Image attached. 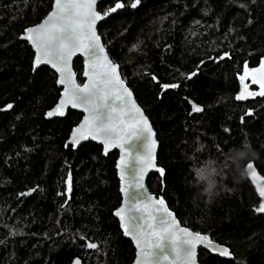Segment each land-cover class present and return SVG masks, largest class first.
Here are the masks:
<instances>
[{
    "label": "trees",
    "instance_id": "trees-1",
    "mask_svg": "<svg viewBox=\"0 0 264 264\" xmlns=\"http://www.w3.org/2000/svg\"><path fill=\"white\" fill-rule=\"evenodd\" d=\"M118 1L124 7L98 33L156 132L164 175L148 176L150 192L233 255L199 249L200 264H264V213L255 211L260 199L248 178H229V191L207 206L190 187L189 163L247 141L264 175V97L235 99L245 65L264 61V0H141L136 8L135 0H102L98 11ZM52 4L0 0V264H132L135 248L114 216L118 152L103 156L91 141L66 145L82 114L46 119L60 97L57 75L48 66L33 71L34 52L20 39ZM73 68L82 83L80 57ZM190 100L203 111L190 114Z\"/></svg>",
    "mask_w": 264,
    "mask_h": 264
},
{
    "label": "snow or ice",
    "instance_id": "snow-or-ice-1",
    "mask_svg": "<svg viewBox=\"0 0 264 264\" xmlns=\"http://www.w3.org/2000/svg\"><path fill=\"white\" fill-rule=\"evenodd\" d=\"M140 2L141 0H135L131 7L136 8ZM254 2L255 0H253ZM25 3H27V0H25ZM96 5L97 0H55L53 11L49 13L44 22L36 27L27 28L21 39L31 42L36 49L35 65L51 64L60 73L58 83L65 85V98L61 100L60 107L55 111V115H63L64 113L60 108L67 104H70L73 108L80 107L87 113L84 123L77 130L79 138L75 135L73 137V146L79 144L81 138L86 140L99 137L104 144L106 154L109 146L112 148L119 147L122 152L129 153L124 145L137 136L138 131L141 134H147L144 154L135 157L140 167L136 170L134 178L129 181V188H143L141 181L144 179L146 168L155 167V134L135 103H132L129 107L126 97H131V92L123 86V81L117 73V66L106 55L103 57L104 62L100 63V54L104 52V48L99 43L101 38L96 32L97 21L102 20L109 12H116L117 9L123 8L124 4L116 3L115 7L104 13V16L96 11ZM77 52L87 53L91 69L90 73H85L89 77V82L82 87L76 83V74L71 71V60ZM98 69H102V71ZM261 69H264V61L261 62L260 69H253L252 71L258 72ZM247 74L248 69L245 65V75L240 76L242 83ZM196 75V72L191 73L189 79ZM252 83L259 84L260 91L245 94L248 88V85L245 84L244 90L235 97L237 101L246 100L249 97H264V80L253 78ZM177 87L176 84L162 85L163 89ZM114 101H120L121 103L117 106ZM7 108L11 109L12 105H7ZM192 111L200 113L203 108L193 104ZM114 114H118V116ZM247 114L252 115L251 112ZM47 115L51 117L54 113L49 112ZM125 116H127V119H125ZM241 122L243 123V117ZM128 128H132L133 132L126 139L124 132ZM203 148L204 145L200 144L197 151ZM128 164L129 161L125 163L124 156H121V163L117 164V168L121 169L122 180L125 178V170ZM247 168L250 169L248 175L254 180L258 179L252 162L248 163ZM158 170L163 173L162 169ZM68 183V192L70 193L71 174ZM121 191H124V189L122 188ZM258 193L264 198V187H259ZM21 195L25 194L22 193ZM147 199L151 200L152 198L147 197ZM141 204L149 210L147 220L142 214L139 218L130 215L133 210L140 211ZM153 205L159 206L155 212H152V205H149L146 200L137 201L129 208L128 224L122 223V227L125 229L124 234L126 236L132 234L137 244L136 264H154V257L156 264H164V262L176 264L177 261L180 264H195L197 244H204L209 247L212 246V241L207 235L202 236L200 233H192L186 227L180 228L175 223V218L171 221L168 220L167 217H171L172 213L164 206L162 199L153 200ZM161 210L165 213V218L159 221L160 226L157 227L153 223V221H156L154 214ZM255 211L264 213V201L259 204ZM123 212L124 209L121 208L115 213L121 221L125 220L124 215H122ZM137 220L139 222H135ZM145 224L150 231L144 230ZM180 234H182V237ZM153 237H155V240H153ZM166 241L169 242L168 252L157 256L154 249H160L163 253L164 242ZM87 247L96 249L97 245L88 243ZM220 255H229L228 249L220 250ZM77 264H79V261H77Z\"/></svg>",
    "mask_w": 264,
    "mask_h": 264
},
{
    "label": "water",
    "instance_id": "water-1",
    "mask_svg": "<svg viewBox=\"0 0 264 264\" xmlns=\"http://www.w3.org/2000/svg\"><path fill=\"white\" fill-rule=\"evenodd\" d=\"M102 0H97V5H96V11L100 13L101 16H104V13L103 12H100L98 11V4L99 2H101ZM55 3V0H53V4H52V8L51 10L47 13V15L36 25L34 26H31V27H36L37 25H40L41 23L44 22V20L48 17L49 13H51L53 11V5ZM116 3H122V1H118ZM116 3L111 7H115ZM122 9V8H121ZM121 9H117L116 12L120 11ZM108 12V11H106ZM105 12V13H106ZM116 12H109L107 16H104V18L102 20H99L97 21V24H96V32H97V35H99L98 33V25L106 20L107 18H109L110 16H112L113 14H115ZM29 28V27H28ZM27 29V28H26ZM25 29V30H26ZM25 30L24 32L21 34L20 36V39L21 37L25 34ZM100 36V35H99ZM101 38V36H100ZM21 40H24V39H21ZM28 43V45L32 48L33 52H34V58H33V71H36L39 67L41 66H48L49 68H51L57 75V85L58 87L61 88V92H60V97L57 101V103L53 106V108H51L49 111L46 112L45 114V117L46 119H54V118H58V117H64L66 116L67 112L69 110H75L79 113L82 114V117L80 119V121L72 128L69 136H68V139L66 141V145H71L73 147V149H77L81 144L87 142V141H91V142H94L98 145H100L102 147V154L103 156H106L108 155L109 152H112V151H117L118 152V157H117V160H116V165H115V168H116V172H117V178H118V181H119V191H120V194H121V203L119 205V207L114 211V216L116 217V219L118 220L119 222V226H120V229L123 233V236L129 240H131L134 248H135V258L132 262V264H136V261H137V252H138V247H137V244L135 242V240L133 239V235L132 234H129V235H125L124 234V227H122V223L127 225L128 224V218H129V208L131 207L132 204L136 203L137 201H145L149 204V205H152V212H155L156 211V208H158L159 206L158 205H153V200H159V199H162L164 201V206L167 207L168 211H170L172 213V216L171 217H167L168 220H172L173 218H175V223L179 225L180 228H184L185 226H183L180 221L178 220V218L176 217V214L168 207L167 205V202L165 201V199L162 197V196H157L155 195L154 193H151L148 186H147V179H148V176L153 173V172H157L159 173L160 176H163L164 175V169L162 167H160L158 164H157V152H158V148H159V142L157 140V136H156V132L151 124V121L150 119L148 118V116L146 115L145 111L143 110V108L138 104L136 98H135V95L133 93V91L128 87L127 83L124 81V79L122 78V75L120 73V66L119 64L115 63L109 56L105 46H104V43L102 41V38L100 39L99 43L103 46L104 48V52L100 54V63H103V57L106 55L108 57V59L113 62L116 66H117V73L119 75V77L121 78V80L123 81V86L125 88H127L129 90V92H131V97H126L127 99V102L129 104V107L131 106L132 103H135V105L140 109V111L143 113V116L144 118L147 120L148 122V125L151 127L152 129V132L155 134L154 135V139L156 141L155 143V148H154V156H155V167H148L146 168V171H145V175H144V179L141 181V183L143 184V188H135V187H130L129 188V181L131 178H134V175H135V172L136 170L140 167V164L139 162L135 159V157L137 155H143L144 154V151H145V144H146V136L147 134L146 133H139L138 131V135L133 137L127 144L124 145L125 149H127L129 151V153L127 152H122L121 149L119 147L117 148H112L111 146H109V150L107 152V154L105 153V147H104V144L101 142V138H97V139H80V142L79 144H76L75 146H73V137L74 135L77 136L79 138V132H77L78 129L81 128V125L84 123V120H85V116L87 115V113L80 107H76V108H73L71 107L70 104H67L65 106H63L62 108H60L61 111H63V115H55V111L57 110L58 107H60V102L62 99L65 98L64 96V88H65V85H62L60 83H58V80L60 78V73H58L56 71L55 68L52 67L51 64H39V65H35V59H36V49L32 46L31 42L27 41V40H24ZM77 57H80L82 59V63H83V70H82V79H83V82L82 83H79L78 81V77H77V73L75 72L74 68H73V63L75 61V59ZM100 71H102V69H98ZM71 71L73 73H75V79H76V83L79 84L81 87L88 83L89 82V77L85 75L86 72H91V69H90V66H89V61H88V55L87 53L85 52H77L76 55H74L72 57V60H71ZM255 78L257 80H264V70H260L258 72H254L252 74V79ZM244 90V89H242ZM239 91V94L241 93V91ZM247 92H250L249 90H246L245 94H247ZM114 103L119 106L120 105V101H114ZM193 104H196L195 102L191 101L190 100V105H191V111H190V114H193L194 112L192 111V105ZM197 106L201 107L200 105L196 104ZM49 112H53L54 115L49 117L47 114ZM114 115H117L118 114H114ZM125 119H127V116H125ZM133 132V129L132 128H128L125 130L124 132V135L126 137V139H128L131 134ZM121 156H124V162L127 163L129 161V164L125 170V178L122 180L121 179V169L117 168V164L121 163ZM253 164V163H252ZM253 167L255 169V172L257 174V177L258 179H253L250 175H247V178L248 180L250 181L251 185L253 186L258 198L260 199V203L262 201H264V198H262L259 193H258V188L259 187H264V175L261 174L258 169L256 168V166L253 164ZM158 169H162L163 170V173H161V171H159ZM124 189V191H121V189ZM147 197H151L152 199L149 200L147 199ZM123 208L124 209V212L122 213V215H124L125 217V220L124 221H121V219L119 217H117L115 215L116 211ZM144 215L145 217V220L148 219V215H149V210L144 208L143 204L140 205V211H137V210H133L130 215L133 216V217H137L139 218L140 215ZM155 217H156V221L153 223L155 224V226L159 227L160 224H159V221L161 220H164L165 218V213H163V211L161 210L160 212L158 213H155L154 214ZM135 222H139L138 220L135 221ZM188 228V227H186ZM144 230L145 231H150L148 228H147V225L145 224V227H144ZM188 230L192 233H200V232H196V231H193L192 229L188 228ZM202 236L204 234L200 233ZM181 237H182V234H180ZM209 237V236H208ZM209 239L212 241V246H209V247H206L204 244H197L196 246V257H195V264H200L199 261H198V251L199 249H203L207 252H209L210 254L212 255H216V256H219L221 258H224V259H232L233 255L231 254L230 252V249L225 246V245H221L217 242H214L210 237ZM153 240H155V237H153ZM179 243V242H177ZM168 247H169V242H164V249H163V253L161 252L160 249H154V251L156 252V255L159 256L161 254H166L168 252ZM228 249V253L229 255H220V250L222 249ZM154 259V264H156V261H155V257L153 258ZM77 261H79V264H82L80 258L76 257L74 258L70 264H77ZM164 264H167V262H164ZM176 264H180L179 261L176 262Z\"/></svg>",
    "mask_w": 264,
    "mask_h": 264
},
{
    "label": "clouds",
    "instance_id": "clouds-1",
    "mask_svg": "<svg viewBox=\"0 0 264 264\" xmlns=\"http://www.w3.org/2000/svg\"><path fill=\"white\" fill-rule=\"evenodd\" d=\"M257 157V153L247 141L234 145L223 153L222 158L206 156L190 161L191 184L198 199L211 206L229 191L227 180L243 182L250 169L247 165Z\"/></svg>",
    "mask_w": 264,
    "mask_h": 264
},
{
    "label": "flooded vegetation",
    "instance_id": "flooded-vegetation-1",
    "mask_svg": "<svg viewBox=\"0 0 264 264\" xmlns=\"http://www.w3.org/2000/svg\"><path fill=\"white\" fill-rule=\"evenodd\" d=\"M252 80L253 79H252V75H251V78L248 79L249 82L247 81V83H249V84H247L248 85L247 90H249L251 92H258V89H260V85L259 84H253L252 83ZM241 89H244V88L243 87H240V90Z\"/></svg>",
    "mask_w": 264,
    "mask_h": 264
},
{
    "label": "rangeland",
    "instance_id": "rangeland-1",
    "mask_svg": "<svg viewBox=\"0 0 264 264\" xmlns=\"http://www.w3.org/2000/svg\"><path fill=\"white\" fill-rule=\"evenodd\" d=\"M260 67H261V66H260ZM260 67L257 68V69H260ZM247 69H248V68H247ZM261 70H264V69H261ZM252 73H254V72H253L252 70L248 69V74L245 76V80L243 81V83H242L241 80H240L241 87L244 88V85H245V84H249V83H247V81H248L249 78H251ZM242 75H245V69L243 70V72H242V74H241L240 76H242ZM239 79H240V77H239ZM248 82H249V81H248ZM241 90H242V89H241ZM258 91H260V89H258ZM250 92H251V91H250Z\"/></svg>",
    "mask_w": 264,
    "mask_h": 264
}]
</instances>
